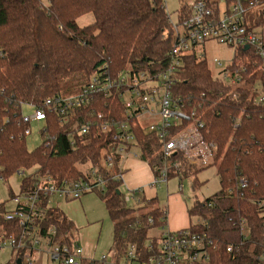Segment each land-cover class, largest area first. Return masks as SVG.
I'll return each instance as SVG.
<instances>
[{
  "label": "trees",
  "instance_id": "obj_1",
  "mask_svg": "<svg viewBox=\"0 0 264 264\" xmlns=\"http://www.w3.org/2000/svg\"><path fill=\"white\" fill-rule=\"evenodd\" d=\"M254 1L244 0L248 6ZM257 2L264 4V0ZM178 12L180 23L189 10L180 3ZM259 13L256 23L264 25V11ZM87 14L94 22L79 27L76 20ZM174 41L163 0H0V176L8 181L17 171L35 167L57 183L85 179L78 166H97L99 150L109 142L105 135L93 130L72 136L69 127L50 115L54 147L49 150L39 145L28 151L25 139L16 138L23 106L75 94L103 67L112 78L128 68L162 72ZM177 74L174 91L195 108L205 138L217 148L213 166L219 189L187 209L190 220L198 219L187 229L208 243L206 264H264L259 260L264 253V104L256 102L259 94L252 91L255 86L264 95V64L249 56L248 80L243 87L216 81L207 62L194 56L182 59ZM67 83L75 86L66 94ZM107 102L96 96L95 113L106 115ZM120 105L118 102V108ZM136 132L140 159L152 166L159 161L158 145L147 140L143 128ZM177 160L180 168L169 173V180L191 177L193 190L202 186L197 174L205 168ZM119 162L116 157V168ZM240 179L246 181L243 189ZM31 181L21 178V191ZM97 193L112 224L114 264H119L130 245L136 247L135 262L145 261L150 255L148 245L154 248L157 244L150 232L165 225L157 198L141 197L139 204L129 206L121 183L109 179L105 190ZM13 194L8 191V196ZM3 210L0 205V212ZM43 218L42 226H55L63 242L73 239L71 222L54 205L44 210Z\"/></svg>",
  "mask_w": 264,
  "mask_h": 264
},
{
  "label": "built area",
  "instance_id": "obj_2",
  "mask_svg": "<svg viewBox=\"0 0 264 264\" xmlns=\"http://www.w3.org/2000/svg\"><path fill=\"white\" fill-rule=\"evenodd\" d=\"M181 4L188 8L189 13L180 23L177 21V25L170 22L175 41L168 54V65L162 72H133L128 68L112 78L103 67L77 93L46 99L38 106H31L27 115L22 109L17 122L21 126L18 139L30 136L31 125L36 124L40 127V145L51 150L56 138L50 133L49 116L55 115L61 125L69 127L72 136L80 137L96 130L109 142L99 150L96 167L87 165L86 169H81L85 179H67L57 183L35 167L15 173L33 181L25 191H21L19 186L17 193L0 202L4 208L0 212V249L14 253L20 264H44L45 261L51 264H83V250L74 238L63 242L55 226H42L44 210L52 208L55 198L77 200L91 192H103L107 179L121 183L122 160L128 155L141 157L142 154L136 132L138 127L143 128L147 140L158 145L159 161L150 166L155 189L166 186L169 173L179 170L180 161L177 159L199 168L214 165L215 143L205 138L203 122L195 108H190V104L174 91L177 73L184 58L194 56L198 61H206L205 55L197 53V49L213 42L234 51L226 65L217 59L212 60L217 69L214 79L227 86H245L249 56L264 64V25L256 23L259 11H264V8L255 11L259 6L257 0L249 6L244 0H184ZM245 46L247 50H244ZM252 91L259 94L256 102L264 104L260 89L253 86ZM96 96L108 100L106 115L95 113ZM118 102L121 104L119 108ZM10 139L14 140V137ZM116 157L120 158L118 168ZM5 182L0 176V183ZM239 184L243 189L246 181L240 179ZM141 197H144L142 191L136 189L125 193L124 201L133 206L139 204ZM162 213L164 217L161 220L165 221V212ZM148 222L152 223V220ZM242 228L245 230L244 223ZM155 238L157 244L154 248L148 245L150 255L140 263L135 262L138 258L136 247L128 246L123 258L125 264H206L209 261L208 243L203 236L188 229L170 231L163 226ZM231 249L229 246L227 251ZM108 259V254H102L86 264H114ZM259 260H264V253Z\"/></svg>",
  "mask_w": 264,
  "mask_h": 264
},
{
  "label": "rangeland",
  "instance_id": "obj_3",
  "mask_svg": "<svg viewBox=\"0 0 264 264\" xmlns=\"http://www.w3.org/2000/svg\"><path fill=\"white\" fill-rule=\"evenodd\" d=\"M163 1H164L165 9L168 14L169 22H171L174 25H177L179 5L184 0H163ZM262 8H264V4L259 5L255 9V11H259ZM93 22L94 19L91 14H87L76 20V23L79 27L88 26ZM197 53H203L205 55V60L208 64L209 69L211 70L213 76H216L217 69L215 68V66H213L212 60L217 59L221 61L223 65H226L232 59L234 51L233 49L212 42V44L206 45L203 49L202 48L197 49ZM74 86H75L74 83H67V87L65 90L66 92L64 93L67 94L71 92L74 89ZM23 111L26 115L30 114L31 106L24 105ZM143 123L144 125L147 126L146 122ZM37 126L38 125L36 124L31 125V135L25 138L26 147L28 151H33L41 143V138L39 137L38 134L40 127ZM134 151L137 152L136 150ZM87 165L89 164L79 165L78 168L86 169ZM30 169H27L25 171H29ZM197 178L198 181L203 184L198 189H194V190L192 189L191 177H186L182 179V181L180 182L178 181L177 178H173L170 181H168L166 190H165V186H161L160 188L156 189L159 209H162L164 212H167V219L170 220V218L173 216H178L179 218L182 219L183 216L186 221V226H188L190 222L193 223L198 222L197 218H192L191 220L190 219L188 220L185 214V210L191 207L196 201H203L205 198L211 196L219 189V181H218V176L216 174V167L211 166L201 170L200 172H198ZM20 181H21V177L14 174L5 183H0V202L5 201L8 198L9 190L14 193L18 192ZM121 191L123 193L128 194V191L126 190L124 185L122 186V184H121ZM54 200L59 201L60 199L55 198ZM81 203L84 210L83 218L81 217V215L77 213L78 210L75 204L64 207L62 206L63 207L62 210L67 212L68 211L67 209L68 208L70 209L69 211H71L72 220L73 221L77 220L75 221L76 222L75 225L77 227L78 226L81 227V223L83 222H87V224H96L98 222L101 223L100 229L99 228L96 229L95 227H92L91 229H89L88 233L90 234L91 238H93V240L97 242L95 246L96 257H99L102 254H108L109 255L108 260H110V253H112L111 252L112 225L105 211V207L101 197L97 192H91L86 194L84 198L81 199ZM157 232H158L157 230L155 231L152 230L150 232V235L151 236L156 235ZM14 260H15L14 253H12L7 249H0V264L13 262ZM119 261H121V259H119ZM44 264H51V263L45 261Z\"/></svg>",
  "mask_w": 264,
  "mask_h": 264
},
{
  "label": "crops",
  "instance_id": "obj_4",
  "mask_svg": "<svg viewBox=\"0 0 264 264\" xmlns=\"http://www.w3.org/2000/svg\"><path fill=\"white\" fill-rule=\"evenodd\" d=\"M208 44H212V43L209 42L206 45ZM120 168L122 169V172H123L121 184L122 186L124 185L127 191H133L136 189H140L146 200L157 198L156 189L152 186V177H153L152 171L147 162L141 160L140 157H130L129 156V157H125L122 160L120 164ZM166 186H165V190H166ZM84 196L80 197L77 200H67V201L65 200L55 201L54 200V206L58 208L61 212H63L64 215L67 217V219L71 222L73 233H74L73 238L75 242H77L81 246L83 250V264H86L88 261L98 258L95 255V246L97 242H95L93 238H91L88 231L92 227H95L96 229L97 228L100 229L101 223L98 222L96 224H87V222H83L81 223V227L80 226L77 227L75 225L76 224L75 221L77 220L75 221L72 220L71 211H69L70 209L68 208L67 212L62 210L64 206H70L72 204H75L78 210V211L76 210L77 213L81 215V217L83 218L84 210H83V206L81 203V199H83ZM160 210L163 211L162 209ZM185 214H186L187 219L189 220V217L187 215V209L185 210ZM189 225L186 226V221L183 216H182V219L179 218L178 216H173L170 218V220L167 219V212H165V225L164 226L166 229L170 231H179V230L187 229ZM156 230L158 231V229ZM110 257H111L110 260L113 263L114 262L113 253H110ZM119 264H125L124 259H121V261H119Z\"/></svg>",
  "mask_w": 264,
  "mask_h": 264
},
{
  "label": "water",
  "instance_id": "obj_5",
  "mask_svg": "<svg viewBox=\"0 0 264 264\" xmlns=\"http://www.w3.org/2000/svg\"><path fill=\"white\" fill-rule=\"evenodd\" d=\"M247 49H248V47L245 46V47H244V50H247ZM16 264H20V260H19V259H17Z\"/></svg>",
  "mask_w": 264,
  "mask_h": 264
}]
</instances>
